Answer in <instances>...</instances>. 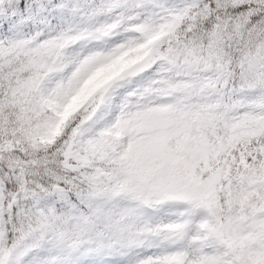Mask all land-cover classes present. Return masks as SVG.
Masks as SVG:
<instances>
[{
  "label": "snow or ice",
  "instance_id": "obj_1",
  "mask_svg": "<svg viewBox=\"0 0 264 264\" xmlns=\"http://www.w3.org/2000/svg\"><path fill=\"white\" fill-rule=\"evenodd\" d=\"M0 264H264V0H0Z\"/></svg>",
  "mask_w": 264,
  "mask_h": 264
}]
</instances>
